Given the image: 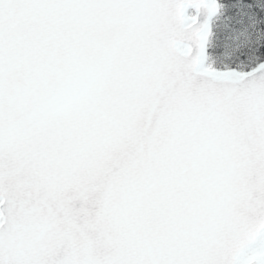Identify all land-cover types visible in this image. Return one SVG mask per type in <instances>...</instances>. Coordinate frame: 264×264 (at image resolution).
Segmentation results:
<instances>
[{"label":"snow or ice","instance_id":"obj_1","mask_svg":"<svg viewBox=\"0 0 264 264\" xmlns=\"http://www.w3.org/2000/svg\"><path fill=\"white\" fill-rule=\"evenodd\" d=\"M0 264H264V0H0Z\"/></svg>","mask_w":264,"mask_h":264}]
</instances>
